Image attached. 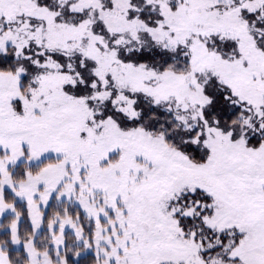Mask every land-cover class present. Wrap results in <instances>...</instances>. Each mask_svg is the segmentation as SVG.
I'll use <instances>...</instances> for the list:
<instances>
[{
  "label": "snow or ice",
  "instance_id": "snow-or-ice-1",
  "mask_svg": "<svg viewBox=\"0 0 264 264\" xmlns=\"http://www.w3.org/2000/svg\"><path fill=\"white\" fill-rule=\"evenodd\" d=\"M0 264H264V0H0Z\"/></svg>",
  "mask_w": 264,
  "mask_h": 264
}]
</instances>
